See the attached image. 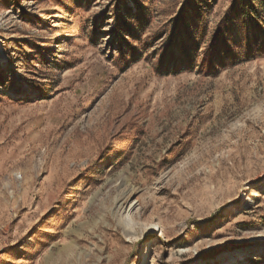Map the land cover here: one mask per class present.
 I'll list each match as a JSON object with an SVG mask.
<instances>
[{"label": "rangeland", "instance_id": "1", "mask_svg": "<svg viewBox=\"0 0 264 264\" xmlns=\"http://www.w3.org/2000/svg\"><path fill=\"white\" fill-rule=\"evenodd\" d=\"M249 1L0 0V264H264V42L209 49Z\"/></svg>", "mask_w": 264, "mask_h": 264}, {"label": "trees", "instance_id": "2", "mask_svg": "<svg viewBox=\"0 0 264 264\" xmlns=\"http://www.w3.org/2000/svg\"><path fill=\"white\" fill-rule=\"evenodd\" d=\"M260 4V7L255 9V5H253L252 1L250 0L247 3H238L236 7L233 9L237 11H241L245 17L241 18L240 13H237L236 15H230L234 20L222 22L219 24V26L215 29L214 34L212 35V40L209 44L211 46L209 47L210 52L214 55L223 56L227 51H231L234 49V47H237L236 49L240 51V56L244 55V52L246 50L249 51V53L253 54L255 51L257 52L255 46L262 48V42H264V30L263 27L260 26L259 21H261L264 18V14H261L259 11L263 10L264 13V0H253ZM201 12L197 9L194 10L192 13H186L184 17H181V19H176L173 24L170 26L171 31V37L176 38L180 40L183 37H186L187 39L194 40L195 38L199 39H205L207 30L206 25L209 24L208 19H205L200 14ZM199 19L201 22V25H196L194 23V20ZM244 19H246L244 21ZM239 20H242L244 22L242 29H235L233 27H227L224 28L223 24H227L228 22L234 23ZM205 24V27H203ZM181 26H184V32L181 31ZM192 26H199L197 27V30L194 31L197 36L193 38L191 33H189L188 28ZM239 34L238 37L241 38V41L238 43H235V45H225L223 46V40H232L235 35H233L235 32ZM214 40L216 43H214ZM259 42V43H258ZM199 45L196 43L194 45H185L181 52L184 56L191 57L192 56V50L197 49ZM192 60V59H191ZM185 62V61H184ZM187 62V61H186ZM185 62V63H186ZM180 65L183 64V62L179 63ZM178 64V65H179Z\"/></svg>", "mask_w": 264, "mask_h": 264}]
</instances>
